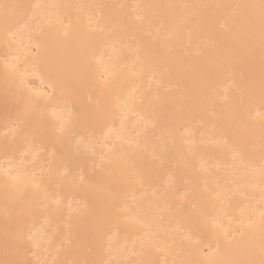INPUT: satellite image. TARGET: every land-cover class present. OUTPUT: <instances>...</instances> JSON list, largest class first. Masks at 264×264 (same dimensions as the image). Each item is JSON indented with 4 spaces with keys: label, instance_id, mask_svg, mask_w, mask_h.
<instances>
[{
    "label": "bare ground",
    "instance_id": "6f19581e",
    "mask_svg": "<svg viewBox=\"0 0 264 264\" xmlns=\"http://www.w3.org/2000/svg\"><path fill=\"white\" fill-rule=\"evenodd\" d=\"M0 264H264V0H0Z\"/></svg>",
    "mask_w": 264,
    "mask_h": 264
}]
</instances>
